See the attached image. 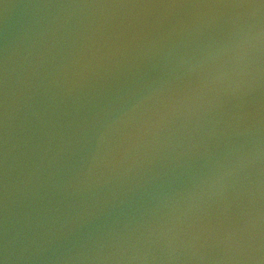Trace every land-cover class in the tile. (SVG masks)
Listing matches in <instances>:
<instances>
[{
  "label": "water",
  "instance_id": "1",
  "mask_svg": "<svg viewBox=\"0 0 264 264\" xmlns=\"http://www.w3.org/2000/svg\"><path fill=\"white\" fill-rule=\"evenodd\" d=\"M0 264H264V0H0Z\"/></svg>",
  "mask_w": 264,
  "mask_h": 264
}]
</instances>
